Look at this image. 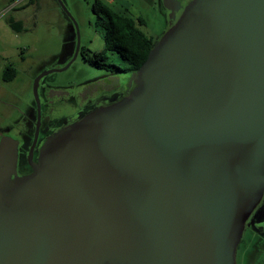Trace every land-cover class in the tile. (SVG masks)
I'll list each match as a JSON object with an SVG mask.
<instances>
[{"label":"water","instance_id":"95a60500","mask_svg":"<svg viewBox=\"0 0 264 264\" xmlns=\"http://www.w3.org/2000/svg\"><path fill=\"white\" fill-rule=\"evenodd\" d=\"M50 71L30 173L0 137V264H235L264 191V0H189L124 96L33 159Z\"/></svg>","mask_w":264,"mask_h":264},{"label":"rangeland","instance_id":"374dc122","mask_svg":"<svg viewBox=\"0 0 264 264\" xmlns=\"http://www.w3.org/2000/svg\"><path fill=\"white\" fill-rule=\"evenodd\" d=\"M105 1L142 18L144 23L139 28L147 36L158 38L166 25L161 0ZM92 3L93 0H34L31 4L28 0H0V137L8 135L20 140L24 136V142H29L36 121L32 84L39 74L51 70L38 85L42 122L48 118L50 100L56 106V120L63 118L79 108L74 103H81L77 94L81 87L103 78L106 71L89 61L93 52L103 46V38L94 27ZM67 13L77 24L79 51L71 64L60 70L73 56L76 43V28ZM9 19L21 20L22 27L12 28ZM108 61L120 63L116 53H109ZM6 65L16 70L9 81L2 80ZM50 89H62L63 94L51 96ZM43 128L38 138L43 135ZM259 210L263 215L264 204ZM236 264H264V236L247 230L237 250Z\"/></svg>","mask_w":264,"mask_h":264},{"label":"trees","instance_id":"16d2710c","mask_svg":"<svg viewBox=\"0 0 264 264\" xmlns=\"http://www.w3.org/2000/svg\"><path fill=\"white\" fill-rule=\"evenodd\" d=\"M33 1L28 0V4ZM92 11L95 14L94 27L103 38V46L93 52L90 63L111 72H132L139 68L155 40L140 30L143 19L131 16L124 8L110 6L105 0H93ZM8 22L16 30L22 27L21 20L9 19ZM109 53H116L120 63L108 61ZM15 74V68L6 65L2 69V80L9 81Z\"/></svg>","mask_w":264,"mask_h":264},{"label":"flooded vegetation","instance_id":"af4514ba","mask_svg":"<svg viewBox=\"0 0 264 264\" xmlns=\"http://www.w3.org/2000/svg\"><path fill=\"white\" fill-rule=\"evenodd\" d=\"M188 1L189 0H181L180 2L181 6L177 7V9L175 10L174 19H170L168 17V14L170 11L162 5L166 11V25L163 27L162 32L175 21V19L181 13L182 9L184 8V6L186 5ZM156 39L157 38H155V40ZM105 71L106 73L103 75V78L97 79V82H95V84L93 85L82 86L81 90L77 92L81 103L80 104L79 102L74 103V105H78L79 108L75 110L73 113L68 114L67 116H64L63 118L61 117L58 120H56L55 118L56 106L54 105L53 100H50L49 108H48V118L45 119L44 122L41 121V124H40V128L44 127L43 128L44 133L41 136V138H37V142H36V145L33 151V159H35L37 155V149H38L39 144L46 137L50 136L51 134H53L54 132L62 128L63 126H67V125H70V124H73L79 121L84 115H86L93 109L103 107L111 102L121 99L124 96L126 89H127L126 83H127L128 77L131 72L130 71L129 72H122V71L121 72H111L107 70ZM120 77H125V79L121 80ZM48 92L51 96H56V95L60 96L61 94H63L62 89L60 90L50 89ZM60 104H62L61 97H60ZM33 133H34V127H33V132L31 136L29 137V142H26V141L24 142V136L22 137V139H20V144L18 148V153H19L18 154V173L20 175H26L30 173V167L27 164L26 154L32 143ZM263 204H264V191L262 192L258 205L254 208V210L245 220L244 229H243V233L239 241V244L242 242L245 232L249 229L252 230L254 233H256L258 237L264 236V214L262 215L259 210V208L263 206ZM239 244L237 245L236 251H235V264L237 261V250H238Z\"/></svg>","mask_w":264,"mask_h":264}]
</instances>
